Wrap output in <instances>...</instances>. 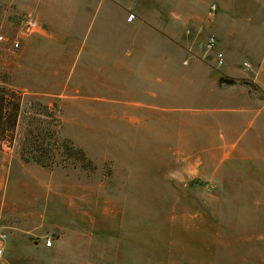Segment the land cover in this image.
<instances>
[{
	"label": "rangeland",
	"instance_id": "374dc122",
	"mask_svg": "<svg viewBox=\"0 0 264 264\" xmlns=\"http://www.w3.org/2000/svg\"><path fill=\"white\" fill-rule=\"evenodd\" d=\"M97 1L0 0V34L7 40V45L0 46V88L14 93L20 103L14 142L0 148V195L16 173V181L24 187L29 174H34L32 166L40 178L41 203L46 204L41 218L29 224L36 226L33 231H24L20 220L10 222L0 216V233L8 236L3 248L13 234L26 243L20 247L24 253L18 261L8 258L3 249L0 264H230L229 250L232 242L237 244L236 231L229 226L259 223L255 238L264 240V162L250 157L233 164L229 159L222 161L221 154L211 159L217 152L202 140L211 128L206 124L209 117L186 111L203 106L183 100L198 95V89L166 87L158 80L168 74L159 66H184L183 59L187 66H216L221 73L227 62L219 67L218 44L208 51L211 34L195 25H179L167 16V7L176 0H114V13L108 12L107 0H100L99 6ZM106 11L115 19L120 16L121 55L116 61L120 66H84L102 61L97 57L94 63L88 61L86 52L89 43L96 42L92 37ZM132 14L136 21L127 23ZM143 15L146 23L138 22ZM167 20L175 21V26L167 22L163 27ZM28 21L36 26L28 27ZM165 30L174 39L153 53L144 51L145 39L135 38L146 31ZM180 38L185 48L199 46L202 56L193 59L184 50L178 59L173 40ZM13 41L20 43L19 49L8 46ZM102 44L106 51L105 38ZM260 51L244 53L240 59L254 65L249 70L253 75L264 57V38ZM105 56L107 65L111 62L107 56H112ZM221 79L218 86L225 90L230 85ZM260 79L264 80V74ZM231 81L249 85L252 101L258 104L252 82ZM218 129L225 131L222 126ZM183 133L187 140L193 134L200 140L178 151L177 139ZM63 144L71 148V155L64 154ZM29 145L53 156L50 168L19 157L21 148ZM6 156L25 169L9 173ZM194 158L201 159L197 166H191ZM49 185L54 190L51 195ZM52 199L57 203L55 220L48 207ZM69 223L91 229V237L110 244V253L100 255L94 249L78 261L30 253L33 242L63 238L55 228ZM258 243L245 248L249 257ZM260 261L264 264V253Z\"/></svg>",
	"mask_w": 264,
	"mask_h": 264
},
{
	"label": "crops",
	"instance_id": "0c3cea01",
	"mask_svg": "<svg viewBox=\"0 0 264 264\" xmlns=\"http://www.w3.org/2000/svg\"><path fill=\"white\" fill-rule=\"evenodd\" d=\"M107 2L108 12L114 13V0L112 2L107 0ZM97 3L99 6L101 1L99 0ZM216 3L219 6V13L210 19H208L210 5L205 0H176L170 7H167V16L171 20H177L176 22L179 25L186 24L187 28L190 25H195L199 30L205 31L206 34L216 36L218 39L216 51L221 52L226 59L225 64L227 62L221 73L218 72L221 68L217 69L216 66H187L183 59L184 66H159L158 68L167 71L168 74L161 79L162 81L160 79L158 80L160 81L159 83H162L166 87L192 86L198 89V95L184 97L183 100L191 104H200L203 106L200 110L193 108L192 110L186 109V111L192 114L206 113V117H209L206 124L210 125L211 128L202 136V140H206L209 145L213 146V151L217 152L215 155L211 154V159H217L221 154L222 161L229 159L233 161V164L249 159L250 157L264 162V101L262 102L260 100V98H264V80L260 79L261 75L264 74V68L262 67L264 66V57L257 63L256 66H259L258 72L256 71L254 75L249 71L254 65L248 61L241 63L240 60L244 53H262L260 49L262 39L264 38V0H216ZM108 16L106 11L102 16L95 35L92 37V39H96V42L95 44H92L93 41L90 42L86 52L88 61L93 60L94 63L96 57L102 61L94 63L95 65L88 62L84 66H120L119 63L116 64V61L121 55V51L118 48L121 40L120 16L116 19L113 16H109L110 20ZM145 18H147L145 15L138 17V22H142L143 20L146 23ZM133 21L135 22L136 19L127 23L132 24L134 23ZM167 22L174 26L176 24L175 21L171 22L167 20L164 24L162 22V26L166 24L167 27ZM56 28L59 31L62 30L58 26ZM172 35L169 30L162 32L146 31L135 38L145 39V43L142 46L147 49L144 51L148 52L149 49L148 53H153V50L159 48L160 44L162 49L163 46H169L170 39H174ZM104 38L107 42L106 51H102L104 48H101L104 45L102 44V39ZM173 41L178 46L177 58L178 56H184L185 51L189 55L191 54L193 59L194 57L202 56L203 50H199V46L196 48L183 47L185 45L183 42L184 38ZM99 51H102L101 54H95ZM105 54L110 55V57L112 56L111 59L107 56V60L111 61L107 65H105ZM170 73H172L171 76ZM221 77L227 80L245 81V83L252 82L258 91L257 96L254 95V97L259 98L256 101L258 104L255 105L252 101L251 92L248 88L249 85L246 87L237 83L238 85H230L225 90L220 89L218 82ZM204 92L207 93L202 95ZM152 95L157 96L155 93ZM224 113L228 115H224ZM220 126L225 128L224 132L218 129ZM199 140L198 134H193L191 139L188 140L186 139L185 133L180 134L177 139V150L184 151L188 147L191 148L192 144H197ZM6 157L8 159H6L5 163L9 173L25 169L13 157ZM199 160L201 159L196 158L193 160L191 166H197V163H199L197 161ZM30 171L35 174L38 170L30 166ZM34 174L30 173L29 180L27 179L28 183L25 186L23 185L24 187H21L15 179L19 177L16 173L13 175L14 178L7 181V184L3 186L4 192L3 195H0V216L3 218L6 217L8 221L10 219V222H12V218L20 220L24 231L35 230L36 226H30L29 224L35 218H41V207L46 206L45 203H41L42 199L39 195L41 186L40 181L37 182V179L40 178ZM51 187L52 185H49L46 188L50 195L54 192ZM53 188L55 189L54 186ZM17 192H20V195ZM18 200L21 202V208L17 206ZM14 206L16 208L12 210ZM48 207L53 212L50 218L52 217L55 220L58 215L56 216L55 213L57 203L54 199L48 203ZM64 225L55 228V232L61 233L63 238L53 239L52 245L49 248L45 247V242H33L29 246L31 248L30 253L51 259L64 257L61 261H78L82 255H91L94 249L100 255L110 253L108 249L110 244H105L102 238L95 239L91 237L88 233L91 229H88L85 225L82 226L73 223ZM260 228L261 225L259 223H238L229 226V230L236 231L233 236L236 237L237 244L235 246V243L232 242V250H229L230 264H261L260 257L264 253V240L255 238L256 235L254 233L260 230ZM36 234H39V232L36 231ZM69 234L70 238H65ZM9 238L12 241L7 244L6 240L4 252L8 258H13L18 261L24 253H22L20 247L25 246L26 243L23 240H19L16 234L9 236ZM256 240L259 243L257 246L254 245L255 248L253 253H251L252 256L249 257V252L245 248H248L250 243ZM238 253H240L238 258L241 257V260L235 257ZM254 253L255 256H253ZM74 257L77 258L75 259Z\"/></svg>",
	"mask_w": 264,
	"mask_h": 264
},
{
	"label": "trees",
	"instance_id": "16d2710c",
	"mask_svg": "<svg viewBox=\"0 0 264 264\" xmlns=\"http://www.w3.org/2000/svg\"><path fill=\"white\" fill-rule=\"evenodd\" d=\"M223 84L234 85L231 80L222 78ZM20 117V103L16 95L4 88H0V148L6 142H14L15 133L18 127ZM13 145V144H12ZM66 155H71L72 150L67 144L61 146ZM19 157L25 162L33 161L43 167H51L53 156L49 157L47 150L41 147L36 148L34 145L21 148L18 153ZM47 162V164H46Z\"/></svg>",
	"mask_w": 264,
	"mask_h": 264
},
{
	"label": "built area",
	"instance_id": "2783aa9c",
	"mask_svg": "<svg viewBox=\"0 0 264 264\" xmlns=\"http://www.w3.org/2000/svg\"><path fill=\"white\" fill-rule=\"evenodd\" d=\"M217 14H218L217 3H215V2L211 3L210 7H209V12H208V19L215 17ZM134 19H135V16L133 14L129 15L127 18V22H131ZM27 26L28 27H35L36 24L34 22L28 21ZM190 32H191V29H188L186 33L190 34ZM217 44H218V41H217L216 36L210 35L208 42H207V45H206V48L208 51H214L217 47ZM3 45H7V40L2 34H0V46H3ZM8 46L13 50H17L20 47V43L17 41H13L10 44H8ZM216 55H217L219 67L223 66L225 64V59H224L223 54L219 52ZM5 239H6V235L4 233H0V259L2 258V255H3V249H4L3 243H4ZM44 245H45V247L49 248L52 245V240L51 239L46 240Z\"/></svg>",
	"mask_w": 264,
	"mask_h": 264
}]
</instances>
